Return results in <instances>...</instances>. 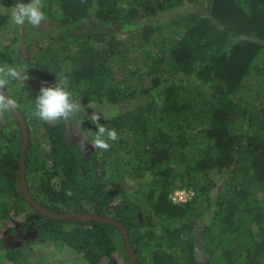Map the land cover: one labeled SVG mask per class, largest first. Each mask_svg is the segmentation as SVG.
I'll return each mask as SVG.
<instances>
[{"label":"trees","instance_id":"trees-1","mask_svg":"<svg viewBox=\"0 0 264 264\" xmlns=\"http://www.w3.org/2000/svg\"><path fill=\"white\" fill-rule=\"evenodd\" d=\"M42 3L60 32L23 55L7 37L14 23L0 14V64L25 67L35 85L32 99L23 81L5 89L28 133L31 199L52 214L122 225L135 264H264V0ZM186 5L197 9L168 16ZM60 76L82 107L127 106L99 121L120 137L108 151L82 147L96 130L89 119L84 141L72 145L65 122L32 116L40 87ZM22 142L12 111L0 116V221L23 218L17 234L59 242L84 264H130L117 227L55 220L27 202ZM175 190L192 196L174 203ZM22 256L9 250L5 260Z\"/></svg>","mask_w":264,"mask_h":264},{"label":"clouds","instance_id":"clouds-1","mask_svg":"<svg viewBox=\"0 0 264 264\" xmlns=\"http://www.w3.org/2000/svg\"><path fill=\"white\" fill-rule=\"evenodd\" d=\"M43 7L42 0H27V2L16 0L12 6L0 5V14L9 16L11 21L20 27L27 25L31 28H38L46 20ZM28 79L25 67L7 63L0 64V116L14 110L17 105V101L5 93L6 87L13 81L20 83ZM69 88L70 81L67 76H60L51 86L42 85L35 101L32 102L34 106L32 116L48 124H55L60 121L66 123L75 121L81 126L83 107L79 99L74 98ZM101 116L103 119L111 118L110 116H104L99 111L88 117L96 128L91 146L94 149L108 151L111 148V142L118 140L120 137L116 129L99 123ZM82 147L86 150V144H82Z\"/></svg>","mask_w":264,"mask_h":264},{"label":"rangeland","instance_id":"rangeland-1","mask_svg":"<svg viewBox=\"0 0 264 264\" xmlns=\"http://www.w3.org/2000/svg\"><path fill=\"white\" fill-rule=\"evenodd\" d=\"M27 2V0H25ZM196 10L195 6H183L181 8H176L168 14L170 18H177L191 11ZM14 33H9L7 36L9 39L12 37L17 38V43L15 45L16 51L22 55L29 50H34L46 37L51 35H57L60 29L54 25V23L46 19L38 28H31L27 25L20 27L14 24ZM26 83L29 88L30 98L31 93L35 90V85H30L27 81ZM39 94V93H38ZM129 108L131 106H128ZM127 110V106H98L95 104H90L83 107V115L81 117L82 121L88 119L92 113L101 112L104 116H114L121 112ZM115 113V114H113ZM101 118H103L101 116ZM64 122V121H60ZM48 124V123H47ZM67 126V138L70 144H76L83 142V136L80 133V126L75 122L66 123ZM52 125V124H49ZM91 145L86 147V151L90 150ZM134 184H130L129 187L132 188ZM23 218L10 217L7 220L0 221V241L2 242V247L0 248V264H10V262L5 260V255L7 251L20 249L23 252V256L16 264H84L79 258L78 254L71 251L63 244L56 243H46L39 244L37 241L33 240L32 234L20 235L16 231H19L21 222ZM27 242V243H26ZM199 246V245H198ZM197 246V250L200 247ZM117 263H121L120 259L115 258ZM104 261L101 264H106Z\"/></svg>","mask_w":264,"mask_h":264},{"label":"water","instance_id":"water-1","mask_svg":"<svg viewBox=\"0 0 264 264\" xmlns=\"http://www.w3.org/2000/svg\"><path fill=\"white\" fill-rule=\"evenodd\" d=\"M12 113L14 114V116L16 117L20 127H21V132H22V147H21V158H20V186H21V191L25 197V199L27 200V202H29L34 208H36L39 212H41L42 214L48 215L49 217L55 219V220H69V219H78L80 221L83 222H89V221H95V222H101V223H105V224H109V225H113L115 227H117L120 231H121V235L124 241V247L127 253V256L130 259V264H135V258L133 255V252L131 250V247L129 245L128 242V235H127V230L120 224H118L117 222L113 221L110 218H98V217H93L90 215H86V214H52L49 213L47 211H45L44 209L40 208L29 196L27 188H26V182H25V178H24V168H23V162H24V153L26 150V146H27V129H26V125L25 122L20 114V112L17 110V108L15 107L14 110H12Z\"/></svg>","mask_w":264,"mask_h":264},{"label":"built area","instance_id":"built-area-1","mask_svg":"<svg viewBox=\"0 0 264 264\" xmlns=\"http://www.w3.org/2000/svg\"><path fill=\"white\" fill-rule=\"evenodd\" d=\"M191 196H192L191 192H187V191H184V190H175L171 194L170 199L174 203H184L187 200H189Z\"/></svg>","mask_w":264,"mask_h":264}]
</instances>
